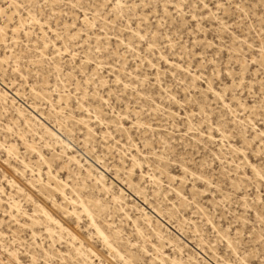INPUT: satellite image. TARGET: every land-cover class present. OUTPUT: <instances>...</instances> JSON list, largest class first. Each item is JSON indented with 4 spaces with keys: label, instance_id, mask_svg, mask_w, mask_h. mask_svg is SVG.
Instances as JSON below:
<instances>
[{
    "label": "rangeland",
    "instance_id": "rangeland-1",
    "mask_svg": "<svg viewBox=\"0 0 264 264\" xmlns=\"http://www.w3.org/2000/svg\"><path fill=\"white\" fill-rule=\"evenodd\" d=\"M40 2L0 0V264H264L262 0Z\"/></svg>",
    "mask_w": 264,
    "mask_h": 264
},
{
    "label": "snow or ice",
    "instance_id": "snow-or-ice-1",
    "mask_svg": "<svg viewBox=\"0 0 264 264\" xmlns=\"http://www.w3.org/2000/svg\"><path fill=\"white\" fill-rule=\"evenodd\" d=\"M48 3H49V0H41L40 3L36 4V6L39 7L40 9H44L45 7L48 6ZM262 3H264V0H262ZM22 6L24 8H26V9H29V12L31 11V8H30V6L28 4H23ZM58 6H59V0H52L51 7L52 8H56ZM92 6L93 5L90 3L89 4V7H92ZM95 6L96 7H100L101 5H95ZM119 6L122 8L125 5L121 4ZM147 6L148 7H152V5H150V4L147 5ZM230 6L231 7H235L237 9H240L241 8V5L239 3H236L234 5H230ZM71 7L73 9H76L77 7H79L80 10H84L85 9V5L82 2H80V0H76V2H73L71 4ZM156 7L157 8L160 7L159 3L156 4ZM168 7H173V8L179 7V10L180 11H183L184 8H193V7H196V8L203 7L205 9H207L208 8V3L205 2V0H196L195 4H193L191 2V0H182V3L178 6L175 3L169 4V0H164V10L167 11V8ZM213 7L217 8V9H223L224 8V2H223V0H221V2H219V3L213 4ZM82 14L85 15V21L87 22V15H86V13H82ZM241 14L244 15L243 12ZM187 15L190 16V19L192 21H197L198 22L197 14L196 13H187ZM261 20H262L261 27H262V29H264V16L261 17ZM36 22H39V21H36ZM73 27H75V25H73ZM226 30L227 29H225V31ZM140 38L141 39H144L143 36H141ZM261 51L264 52V48H262ZM261 63H264V61H261ZM261 96H262V98H264V93H262ZM260 111H261V118H262V120H264V104L261 105ZM261 139L264 140V136H262ZM261 147H262V151H261V155H260V160H261L262 164H264V145H262ZM254 171H255V169H254ZM260 172L262 174L261 175V179H264V167H261ZM262 214H264V213H262Z\"/></svg>",
    "mask_w": 264,
    "mask_h": 264
},
{
    "label": "bare ground",
    "instance_id": "bare-ground-1",
    "mask_svg": "<svg viewBox=\"0 0 264 264\" xmlns=\"http://www.w3.org/2000/svg\"><path fill=\"white\" fill-rule=\"evenodd\" d=\"M46 131H47V133H49L52 137H55V138L58 137V135H57L52 129L46 127ZM63 143H65V142L63 141ZM65 144H66V146H67L68 148H70V145H69V144H67V143H65ZM74 160L77 161L76 158H74ZM84 212H85L86 214H88V215L91 217V213H90L89 209H88L87 207H85V206H84ZM91 222H92L93 226L98 230V233H99V234H103L102 231H101V229H100V226L97 225V223L95 222V220H94L93 218H91ZM76 236H77V235H75V237H76ZM111 247L113 248V246H111ZM117 252H118V251H117ZM118 253H119V252H118ZM119 254H120V253H119Z\"/></svg>",
    "mask_w": 264,
    "mask_h": 264
}]
</instances>
